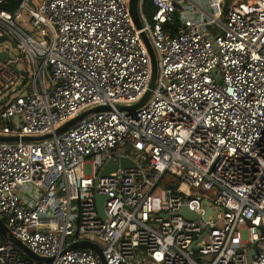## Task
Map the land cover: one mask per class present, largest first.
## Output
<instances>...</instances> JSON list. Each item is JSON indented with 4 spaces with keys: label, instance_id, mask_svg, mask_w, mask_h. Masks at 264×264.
<instances>
[{
    "label": "built area",
    "instance_id": "1",
    "mask_svg": "<svg viewBox=\"0 0 264 264\" xmlns=\"http://www.w3.org/2000/svg\"><path fill=\"white\" fill-rule=\"evenodd\" d=\"M128 1L0 0V135L109 106L49 139L0 142V219L51 257L0 234V264H102L90 248L63 253L80 240L106 264H264V0H150V14L139 0L140 29ZM141 32L157 75L122 109L151 78ZM120 156L134 166L99 175ZM204 200L214 218L177 214L201 216Z\"/></svg>",
    "mask_w": 264,
    "mask_h": 264
},
{
    "label": "water",
    "instance_id": "2",
    "mask_svg": "<svg viewBox=\"0 0 264 264\" xmlns=\"http://www.w3.org/2000/svg\"><path fill=\"white\" fill-rule=\"evenodd\" d=\"M138 1L139 0H129L128 1V10H129V13H130V16H131V19H132L134 25L136 26V28L140 29L142 27V23H141V19H140V15H139ZM29 3L31 5H33L31 1H29ZM176 8L179 9L180 7L178 5H176ZM141 37H142V39L146 45V48L148 49L150 59H151L150 82H149L148 88L145 91L144 95L142 96V98L137 103L131 105L130 107L118 106L119 108H122V109L135 108V107L143 104L145 102V100L148 98V96L150 94V90L153 88L154 83H155V79H156V75H157V64H156L155 52H154L153 47H152V45H151V43L147 37V34L145 32H141ZM3 39H4L3 37L0 38V40H3ZM5 55L7 56L6 53H0V56H2V57ZM23 75H24V79H23V82H24L26 80L27 72L24 71ZM22 83L20 84V86L22 85ZM7 99H8V96H6L2 100V103L4 104L7 101ZM104 109H109V106L108 105H100V106H96V107L90 108L88 110H85V111L81 112L80 114H78L77 116L73 117L72 119L68 120L67 122H65L64 124L59 126L58 128H56L53 132L43 134L40 136L23 135V136L19 137L16 135H13V136L0 135V142H12V141H19V140H21V141H40V140L49 139V138H52L54 136L60 135L61 133H63L64 131H66L70 127H72L75 123L84 119L89 114L100 111V110H104ZM129 166H134V162L129 160L125 156H120L118 161H116V162L107 161L103 165V167L101 168L99 175L104 176V175L108 174L109 172L117 170L118 168H126ZM168 187L176 188L177 184H168ZM94 198H95V204H96L98 214L100 215V217L102 219H105V214H104V210H103L104 196L99 195V194H95ZM203 209H204V212L201 216L195 214L194 212L190 211L186 207L182 208L179 212H177V214L182 215L184 218H186L188 220H195V219H198L200 217H202L204 220H207L208 218H214L215 215L219 211L218 208H216V209L211 208L206 200L203 201ZM0 234L4 238L8 239L11 243H13L27 257L32 258V259L37 260V261H42V262H46V261L51 260V257H43V256H39V255L33 253L29 248L26 247V245L23 242H21L18 238H16L9 231L6 224L1 219H0ZM204 234H205V232H203L202 234H200L198 236L196 243L194 245H192L193 249H196L198 247V245L201 244ZM262 235H263V232H262ZM254 247L255 246L252 245V249L250 251H248L249 260H251L253 254L256 253V250L254 249ZM73 248H90L96 252V254L99 256L102 264H106L100 246L94 242H90V241H86V240H80V241L74 242V243L70 244L69 246H67L63 250V253L65 251L73 249Z\"/></svg>",
    "mask_w": 264,
    "mask_h": 264
},
{
    "label": "trees",
    "instance_id": "3",
    "mask_svg": "<svg viewBox=\"0 0 264 264\" xmlns=\"http://www.w3.org/2000/svg\"><path fill=\"white\" fill-rule=\"evenodd\" d=\"M6 4H3L2 7L8 10H14L18 6V0L16 2H13V0H5ZM142 9L150 14L154 12V7L150 0H144Z\"/></svg>",
    "mask_w": 264,
    "mask_h": 264
},
{
    "label": "rangeland",
    "instance_id": "4",
    "mask_svg": "<svg viewBox=\"0 0 264 264\" xmlns=\"http://www.w3.org/2000/svg\"><path fill=\"white\" fill-rule=\"evenodd\" d=\"M231 1V0H230ZM243 1H248V0H233V3L234 4H237L238 2H243ZM0 47H2V45H0ZM132 148V146H131V144H127V145H125L124 147H122V152H129L130 151V149ZM175 180V177L174 176H172L171 174H169V173H167V174H165V176H164V181L165 182H169V181H174ZM199 188L198 187H188V188H185L184 189V191H186V192H192V191H196V190H198ZM99 244H101L102 245V243L101 242H99ZM46 264V263H45Z\"/></svg>",
    "mask_w": 264,
    "mask_h": 264
}]
</instances>
